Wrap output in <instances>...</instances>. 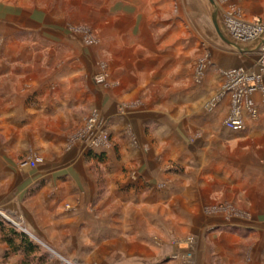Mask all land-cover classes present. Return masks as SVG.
<instances>
[{"label":"crops","instance_id":"crops-1","mask_svg":"<svg viewBox=\"0 0 264 264\" xmlns=\"http://www.w3.org/2000/svg\"><path fill=\"white\" fill-rule=\"evenodd\" d=\"M220 2L246 20L264 22V0ZM98 10L109 15L101 24L111 33L98 51L114 59L108 71L69 69L77 74L72 84L49 100L0 99V211L51 245L58 237L68 244L76 230L94 252L132 256L116 264H261L264 245L246 244L243 229L252 226L250 237L264 240V96L252 95L260 114L253 120L244 111V132L224 127L231 95L212 105L226 72L249 69L248 55L235 57L213 49V37H197V30L212 28L207 0H106ZM33 14L7 13L63 41V23ZM200 46L217 70L199 86L190 59ZM85 109L108 123L113 148L90 151L73 139ZM36 159V167L29 166ZM171 160L188 168L187 179L165 170ZM217 183L223 201L236 191L228 200L243 213L205 219L211 230L206 246H170L166 236L181 237V223L197 220L196 207L215 203ZM198 185L210 191L209 202L198 201ZM165 205L172 210L163 216ZM150 220L176 227L168 235L155 228L150 233ZM171 247L180 256L190 250L191 261L171 260ZM8 252L14 256L0 234V264H9L2 260Z\"/></svg>","mask_w":264,"mask_h":264},{"label":"rangeland","instance_id":"rangeland-1","mask_svg":"<svg viewBox=\"0 0 264 264\" xmlns=\"http://www.w3.org/2000/svg\"><path fill=\"white\" fill-rule=\"evenodd\" d=\"M207 1L210 8H212L213 15H217V21L222 34L229 41L237 44L240 49L224 42L218 35L215 25L211 20L210 23H212V28L210 30H197V37L203 41L205 40L204 38L213 37L216 43L213 45V49L224 52L227 51L228 53L232 51L235 57H237L238 54L248 55L246 56L247 60H245V62L247 65L250 64L249 69L252 68L258 56L257 47L259 46V42L241 44L231 39L229 32L224 26L226 17L240 15L230 12L232 11L231 8L228 10L220 0H214L215 5H212L209 0ZM103 2H106V0H0V99L4 95L5 100H7V97L11 96L16 99L19 98L21 101L27 103H37L44 99L49 100L55 96L60 87L72 84L70 82L73 81V77L76 73L73 75V71L69 69L76 70L80 68L81 70H96V73L108 71L109 60L112 59V56L104 54L100 57L98 52L100 50V39L103 37L107 38L111 33L108 26H102L101 24L109 18L108 14L99 13V6L103 5ZM23 11L34 13L41 18L42 21L43 19L45 20L47 16L49 19L63 23L66 26L64 31L66 37L62 41L60 36H54L44 32L43 26L30 29L28 23L25 25L23 24V19H14L10 15H7V13H15L19 16ZM125 32L127 31L124 29L120 31V34H122L121 37L126 36ZM200 47L201 51L193 53L190 59V68L196 69L195 82L199 86L204 85L207 76L217 70L210 55L208 52H205V47ZM113 60L114 59L110 61L112 62ZM221 89L222 87L217 92V95ZM217 95H214L215 98H217ZM219 101L221 100L213 102L216 103L214 107L218 105ZM209 102L204 104L205 109L210 105ZM230 107L232 108V100ZM82 113L84 114V119L75 130L73 139L84 143L85 149H89L90 151L93 149L90 141H93L94 138L95 141H99V144L95 142V149L113 148L114 143L111 139L108 123L101 126L99 122L103 123L104 121L99 118L100 121L97 122L99 125L95 123V127L92 129L89 127V121L96 116L97 113L86 109L83 110ZM164 168L174 175H181L184 179L188 178V175H186L187 173H185L188 171V168L184 165L177 164L173 160L166 163ZM181 181H183L182 178ZM184 181L188 186V180ZM208 191L209 190H204L202 185L194 191L198 196L197 198H199V202H209ZM222 192L223 190L220 189V184H214V196L218 197L214 199L215 203L196 207L197 220L191 223H181V227L183 228L180 234L181 237L166 236V240L169 241L170 246L174 248L187 247V243L189 244L188 247L191 248L197 245L195 242H198L199 245L206 246L210 243H208L209 238L207 237L208 233H206L209 227L205 219H208L212 215L230 219L243 213H237L235 206L228 200L236 194V191L232 193L229 192L228 195L226 193L227 198H224V201L221 200L224 196ZM168 209L172 210L171 206L165 205L164 210H167V212L165 215L162 213L160 214L166 216L168 214ZM181 209L183 212L187 213L183 208ZM0 219L14 225L19 230L26 233L24 226L18 225L22 222L14 221L15 223H13V221L8 220L1 211ZM152 223L154 225H152ZM148 224L150 225L148 228L150 233H152V229L155 228L158 233L163 232L167 235L171 234L172 229L176 227L175 223L166 220L163 222H153L150 220ZM250 228L253 227L250 226L249 229ZM249 229H243L244 234H242L246 237L245 243L248 245H255L259 242L261 245H264V240L260 241V237H250ZM70 234L74 235V237L68 239V244L65 243L67 240L64 237L53 238V245L41 238L30 235L29 237L41 246L43 253H46L48 261L52 264H116L123 261L125 258L132 259V256H129V254L112 253L109 252L108 248H101V252H94L90 239L87 237L82 238L79 235L80 231L74 230L71 231ZM153 240L158 242L162 240V238H153ZM62 242L69 245L67 248H64V252L59 251L61 249L60 245L64 244ZM73 245H86V248H83V246L82 249L79 248L82 250L80 251ZM173 247L166 249L171 251L168 252L171 260L180 259V261H191L192 252L190 250L187 251L185 255L180 256L178 253L173 252ZM8 257L3 256L2 260L9 264L23 263L22 255ZM260 262L264 264V253L260 255Z\"/></svg>","mask_w":264,"mask_h":264},{"label":"built area","instance_id":"built-area-1","mask_svg":"<svg viewBox=\"0 0 264 264\" xmlns=\"http://www.w3.org/2000/svg\"><path fill=\"white\" fill-rule=\"evenodd\" d=\"M225 27L229 32L231 39L245 43L259 42L257 47V59L254 66L250 69H234L224 74L226 82L218 93L216 100H222L229 94L232 95V108L229 117L224 122V127L232 132H244L246 124L244 121V111H247L253 120L259 118L260 111L254 104L252 95L260 92L264 96V22L257 19L253 21L246 20L241 16H227ZM239 43V44H240ZM220 102V101H219ZM216 103H212L214 106ZM99 122L98 117L94 116L89 121V127L94 128L95 123ZM101 126L105 122H99ZM99 123L97 125H99ZM94 148L99 141H90ZM91 146V145H90ZM39 160L29 161L31 167H36Z\"/></svg>","mask_w":264,"mask_h":264},{"label":"trees","instance_id":"trees-1","mask_svg":"<svg viewBox=\"0 0 264 264\" xmlns=\"http://www.w3.org/2000/svg\"><path fill=\"white\" fill-rule=\"evenodd\" d=\"M0 234L2 243L6 244L14 255H22V264H52L43 253L41 246L33 241L28 234L14 225L0 219ZM9 256V252L6 254Z\"/></svg>","mask_w":264,"mask_h":264},{"label":"water","instance_id":"water-1","mask_svg":"<svg viewBox=\"0 0 264 264\" xmlns=\"http://www.w3.org/2000/svg\"><path fill=\"white\" fill-rule=\"evenodd\" d=\"M213 5H214V0H209ZM213 23H214V25H215V28H216V31H217V33H218V35L221 37V39L224 41V42H226L228 45H230V46H233V47H235V48H237V49H240V47L237 45V44H234V43H232L231 41H229L223 34H222V32H221V30H220V27H219V24H218V21H217V15L216 14H214L213 15Z\"/></svg>","mask_w":264,"mask_h":264}]
</instances>
